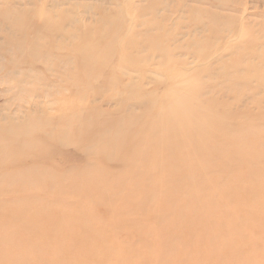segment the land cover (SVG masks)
Wrapping results in <instances>:
<instances>
[{
  "label": "rangeland",
  "instance_id": "obj_1",
  "mask_svg": "<svg viewBox=\"0 0 264 264\" xmlns=\"http://www.w3.org/2000/svg\"><path fill=\"white\" fill-rule=\"evenodd\" d=\"M178 98L186 111L198 99L196 109L209 114L208 123L195 120V113L182 115L183 123L200 128L203 138L218 131L224 136L220 144H202L203 155L170 144L166 156L176 162L159 166L155 147L143 141ZM249 133L260 140L247 143L255 154L233 155ZM5 149L9 159L20 158L0 160V211L9 209L0 235L14 229L10 240L0 241V264H97L100 251L111 256L106 264H172L175 258L178 264H264V247L254 244L264 237V211L241 233L232 226L245 221L240 215L246 212H234L226 236L220 227L230 224L228 203L204 206L201 199L208 190L211 201L220 188L241 186V178L264 186V0H0V153ZM124 170L121 184L145 192L169 182L175 188L185 173L201 178L192 192L146 195L148 203L161 199L168 212L131 211L125 217L113 211V202L94 205L87 194L73 191L106 186L108 177ZM28 185L30 193L22 196L37 198L28 211L64 214L75 224L65 223V236L51 250L40 245L35 252L27 239L15 236L31 238L36 223L50 226L38 218L19 220L28 203L16 207L20 198L6 191ZM239 188L236 193L243 194ZM141 200L131 192L133 206ZM177 209L186 216L199 209L196 222L210 219L217 230L206 233L203 224L198 230L193 225L190 234L183 231L173 218ZM142 239L152 244L136 253L132 248ZM15 243L20 249L12 252ZM127 248L129 255L122 252ZM27 249L35 255L26 256Z\"/></svg>",
  "mask_w": 264,
  "mask_h": 264
},
{
  "label": "bare ground",
  "instance_id": "obj_2",
  "mask_svg": "<svg viewBox=\"0 0 264 264\" xmlns=\"http://www.w3.org/2000/svg\"><path fill=\"white\" fill-rule=\"evenodd\" d=\"M205 70L207 72L214 73V70L210 69L208 67L205 68ZM194 92L195 91L193 90L189 94V98L192 97V94H194ZM196 101H198V99ZM174 102L177 103L176 108L173 109L170 106H166L167 105L166 104L163 118H161L160 120H158L156 123H154L152 125V126H154L156 133H153V135L151 137L150 136L146 137V139L143 141V146L146 143H148V145H153L155 147L156 157L154 159V164L159 165V166H161V164L163 162H166V161L176 162V160L167 159L166 151H167V146L170 144L176 145V147L180 151H189V152L195 153V155H199L200 153H202L201 152V147L203 146L202 144H205V143L220 144V139H222V137L224 136V133L218 134V132H219L218 131L217 133H213L208 138L201 137L202 133H201L200 128H198V127L194 128L193 123H190V124L183 123L181 121V116L182 115H184V116L188 115L189 116L190 114L195 113V120L197 119L199 121V119L202 120L203 118H206V120L204 119L205 123H206L207 116H209V114H206V112L200 108L196 109V107L194 106L195 102L189 106L188 111H186L184 102L182 101L181 98L176 99ZM209 122H210V119H209ZM207 123H208V121H207ZM206 125H209V124H206ZM218 125H220V124H218ZM218 125L216 126V128H219ZM196 129H198V131ZM149 134H151V133L149 132ZM232 134L233 133H231L230 135H232ZM219 135H221V136L219 137ZM90 138H93V137L91 136ZM127 140L128 141L131 140V137H130V139H126V141ZM84 142L86 143L87 141H84ZM259 142H260V140L256 139V133H249L246 137H242V139L239 140V143L237 146L238 149L235 150V152L233 151V155L237 154L241 158H244V156L254 155L255 154L254 150L251 149V146L247 143H250V144L255 143L256 144ZM138 143L139 142H137V144ZM89 144H90V142H89ZM137 144L134 145L132 148H134V147L137 148ZM88 150H90V147ZM2 153H0V160H2V161H14V160L20 158V157H14L12 159H9L10 152L6 149ZM136 153H139V151H136ZM202 155H203V153H202ZM146 159L147 158H144V160H146ZM192 160H195V159H192ZM195 164H196V162H195ZM197 165H191L190 167L188 166L185 169H192L195 167H200L201 163H197ZM148 167H149V170H150V168H152V166L147 162L146 168H148ZM202 167H201V169H202V171H204ZM177 170H178V167L174 170V172ZM236 170H238V169H236ZM244 173L247 174V172H244ZM126 174H127V170H124V172H122L121 174H119V173L116 174L115 177H113L111 180L109 177H108V181L107 180L104 181V179H103L104 185H106V186L102 185V186L98 187V185H96L95 189H93L91 191H78V190H74V189H73V191H74V193L78 192V194L79 193H82L84 195L87 194V196L89 198H91L90 202L93 203L94 205H106V206L108 205L109 206L110 203L113 202L115 205V209H113V211H118L117 214L124 215L123 217H125L128 214H131V211H156V212L164 211V212H168V211H166L165 207L161 206V203H162L161 199L157 198L155 201H152V203H148V201L145 199L146 195L164 193L165 190H167V189H175L177 191L192 192L198 188V187H196V181H199V179L201 178V177L196 176L198 174L195 175L193 173H185L183 178L179 177L180 179L175 183L176 184L175 188H174V185H172V183L169 182L168 184H165V186H166L165 189L157 188V189L151 190L150 192H145L137 186H133V188H132L131 184L130 185L128 184V186H124L123 184H121L122 178L126 179ZM128 174H129V177L131 178V167L128 169ZM133 174L135 176L136 173H133ZM246 174H245V176H246ZM122 175H125V176L123 177ZM231 176H232L231 174H229V175L227 174V177H231ZM254 177H256V176H254ZM258 177H256V180L258 179ZM202 178H204V177H202ZM242 179L243 178H241V180L239 179V181L241 182V186L240 185L236 186L234 184V187H222V188H220L219 189L220 192L217 194L216 198L212 199L211 201H210V199H211V191L210 190L204 192L201 195V199L203 200L204 206H208L214 201H218L220 203H226V204L228 203L229 211H224V214L229 218L230 224L229 225H221V227H220V230L223 231L224 233H226V236L229 235V229H231L229 227L231 226L232 222H234V220H232V217H234L232 214L234 212L235 213L236 212L242 213L243 211L246 212V214L240 215L241 217H243L245 219V221L243 219H240L239 221L236 222L238 226H232V228H235L236 230L239 231V233H241L243 231L247 232V230L250 228V227H248L247 223L250 222L252 224V221H251L252 217L253 218L257 217V215L259 214V211H264V186L261 185L262 188H260L261 186H258L255 182L252 183V179L249 181L244 180V179H243L244 180L243 181ZM259 179L263 181V179H261L260 177H259ZM150 180H152L151 177H150ZM103 181H102V184H103ZM127 181H131V180H127ZM245 181H248V182H245ZM22 183H21V185L25 186V185L29 184L30 182L24 181V183L23 184ZM162 183H165V181L163 180ZM203 183L204 182H201V185ZM258 184L260 185V183H258ZM262 184H264V183H262ZM189 187H191V188H189ZM27 188L25 187L24 189H19V190H16L14 192L13 191L9 192V190L6 191V193L12 194L15 197V200H16V198H20L19 200L14 201L16 207L18 206L20 201H23L26 204L28 203L27 207L24 208L23 211H21V216L19 217V220H21L22 224H27L28 222L33 221L35 218H38L39 220H42L43 222H45L47 220L48 225H50V226H48L49 227V229H48V228L44 227L43 225L36 223V226L35 227L33 226L31 238H28L25 234H23L21 232H17L15 236L18 237L20 240L27 239L30 242V246H31L32 250L35 252L39 251L40 245L48 246V249L51 250L52 248H55V246L60 243L59 240L63 239V236H65L64 232L62 231L65 223H68L69 226H74L75 224L72 222H69L68 217L66 218V216L65 217L62 216L64 214H61V213H60L61 215H59V214L56 215L55 213L51 214V213L45 212L46 210H43V209L39 210L40 208L33 210L35 212L28 211L27 208L29 207L30 203L37 204L36 202H34L35 200H37V198H36V196L33 197L35 193H32V192L31 193L33 195L29 194V196L28 195L22 196L23 192H25V193L29 192V189H31V186L28 185ZM102 188H103V192L100 190ZM238 188L243 189L245 192L243 194L236 193V192H238V191H236ZM255 188L257 191L255 190ZM250 189H253L255 192L250 193ZM45 190H46V188H44V191ZM63 190L64 189L60 186L59 190H55V191H57L59 194V193H62ZM101 192L103 193L102 195H104V196H99V195H101ZM131 192H136L137 196H140L142 198L141 202H139L137 206H133V204H131ZM251 192H253V191H251ZM48 193H49V195H53L52 193H54V190L50 189V190H48ZM182 200L185 201L183 196H182ZM39 201L40 200H38L37 202L40 203ZM186 201H188V198ZM5 206H7V205H5ZM49 209L47 208V210H49ZM7 211H9V209L7 207H4V209H2V211H0V221L2 219L4 220V218L8 216ZM188 211H196L193 214L197 218L200 219L199 209H190ZM256 212H258V213H256ZM56 213H58V212H56ZM145 213H147V212H145ZM166 215H169V213ZM194 215H192L191 213H188L186 216L185 213H183L181 209H177L173 213V218L177 222V225L180 226V228L183 231H186L189 234H190V231H193V229H192L193 225H195L194 226L195 230H198L199 225L201 226L203 224H207L206 233L209 231L217 230L216 225L213 224L210 219L207 222L197 223L196 222L197 220L195 219ZM246 217H250V220L247 221ZM50 221L52 224H49ZM58 224H59V226H58ZM162 227H164V226H162ZM79 228H81V227H79ZM13 235H14V229L6 228L5 232L2 235H0V241L10 240V238ZM246 236H248V235H246ZM247 238H249V237H247ZM155 240L157 242H161L162 239L161 240L155 239ZM235 240H236V238L234 236L228 237L229 242H233V241L235 242ZM248 240H250V239H248ZM140 242L141 243L139 246L132 248L136 253H138L140 250H141V252H144V250L142 248L148 247L149 245L151 246V244H152V241H150V240H149V243L147 240L148 246L146 243H144L143 239ZM169 242H170V239H168V243ZM184 243L185 242H183V244ZM254 244H257L256 247H261V246L264 247V237L262 236L259 239H257V241ZM168 245H172V244L169 243ZM181 246H182V244H181ZM17 248L20 249L19 243H15V244L11 245L9 250L14 252V250ZM122 252L127 253L129 255L131 252V248L130 249L127 248L126 251L122 250ZM25 254H27L26 256H31V255L34 256L35 255L33 253L30 254L28 249L25 251ZM157 254H158V252H157ZM46 257L47 258L49 257V252L46 254ZM240 258H241V256L239 255V259ZM110 260H111V256L108 254H105L102 251H100L96 255H94V261L97 264H106ZM178 261H179V259L175 258V259L171 260V263L172 264H178ZM192 262H193V259L186 264H191ZM243 263H244V261L239 262V264H243Z\"/></svg>",
  "mask_w": 264,
  "mask_h": 264
}]
</instances>
